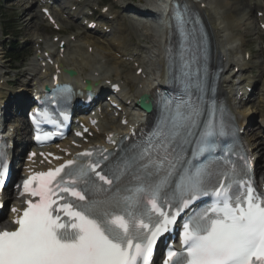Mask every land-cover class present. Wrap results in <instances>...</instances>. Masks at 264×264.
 <instances>
[{
    "label": "snow or ice",
    "instance_id": "obj_1",
    "mask_svg": "<svg viewBox=\"0 0 264 264\" xmlns=\"http://www.w3.org/2000/svg\"><path fill=\"white\" fill-rule=\"evenodd\" d=\"M158 103L156 132L107 172L89 150L24 180L23 194L34 199L25 201L15 230L0 231V264H149L158 238L204 196L213 202L183 224L181 251L169 250L164 264H264V197L245 181L246 171L192 170L184 159L185 144L195 141L196 158L228 135L222 112L217 118L207 109L202 121L190 100ZM162 197L174 211L163 210Z\"/></svg>",
    "mask_w": 264,
    "mask_h": 264
},
{
    "label": "rangeland",
    "instance_id": "obj_2",
    "mask_svg": "<svg viewBox=\"0 0 264 264\" xmlns=\"http://www.w3.org/2000/svg\"><path fill=\"white\" fill-rule=\"evenodd\" d=\"M30 1L32 0H8V1L0 0V77L1 74L8 72L9 80L12 79L16 80L15 83L16 89H11L10 87H7L8 91L6 90L5 92L0 93L1 96H3L4 98H6L8 92H12V91H20L21 93L25 92L23 84L26 81V79H20L19 77L20 75L15 78L12 77L14 73V68L20 69L22 67L20 63H15L14 58L16 56H25V55L29 56L30 57L29 59L34 58L33 48L35 43H37V41L35 40L36 38L44 39L43 45L45 48H48L50 45L52 46L50 41V38H52L51 36L52 33L43 27L44 23L40 21L37 8L34 7L33 4H30ZM94 1H99L101 2V4L108 2L110 6H112L113 4L117 6L118 8L117 15L120 16L122 20L121 23L122 32L120 34L122 38L121 39L122 44L124 45L125 48H128L129 50L140 49V51H144L142 47L144 45L143 42H146V40L145 37L142 35V33L138 31V26L136 23L137 21L131 19L129 17L130 15H128L127 13L125 14L123 10L127 8L128 5H130L133 8L138 6L147 7V5L149 4L147 0H114V1L94 0ZM246 1L247 0H240V1L238 0L236 5L237 8L236 7L234 8L237 14L244 9L245 4H247ZM22 10L23 13H25L23 17L21 16ZM211 11H213L215 13L214 15L216 16L214 17L211 14L212 15L211 17L219 21V17H221V12L217 10V8L211 9ZM63 25H64L62 26L63 29H66L67 31L62 34V37L67 38L68 34L74 32L75 33L80 32L79 34H75L77 40L79 39L81 41L92 40L94 42L95 56L92 59L93 63H91L87 67L88 73H90L91 70L95 68L97 64L94 65V63L97 62V56L100 55L106 59V67L103 68L104 71L101 73L102 75H107L110 73L116 75L118 72H120L122 77H124L125 79L134 80L132 75L133 69L129 64H124V66L122 65L118 66L119 65L118 62L122 61V59L120 58L121 54H118L121 51L120 49L117 48L110 49L111 43L105 45L106 47H104V44L100 42V41L104 42V39L96 35L84 33L83 29L80 28V26L78 25L73 27L66 20L63 21ZM234 29L232 30V33L224 32L223 34V36L225 37V38L223 37V40L226 39V41H229L231 43V46L235 43L234 46L229 48L230 55L232 56L233 59L235 60L238 59L241 61L242 53L247 50L250 53V57L252 58L249 62H245L243 66L239 67V68H246L244 72H242V77H246L247 73L260 74L262 63H264V58L261 59V52L264 51V49H262L264 38H262L261 34H259V31L257 29H256L257 32L256 31L252 32L247 26H244L243 24L235 27ZM7 34L9 35L5 36ZM261 41H262V45H261ZM71 45L72 47H70V49L71 48L75 49L76 47H80V44L78 43H73ZM67 46H70V44H68ZM9 47L15 49V52L17 53L15 56H12L11 53H8ZM70 49L68 51V57H67L68 61H72L71 54L74 51ZM109 49L113 50V52H110ZM222 51L226 52L227 50L222 49ZM29 62L31 63L30 60ZM79 69L83 70V66L80 65ZM25 70H27L28 74H32L35 71V66L34 65L26 66ZM8 78L4 77L1 78V80L4 79V81H7ZM132 82L135 85L136 81H132ZM2 86L5 87L4 85ZM16 99L13 98L14 103H16L15 101ZM250 100L251 101L247 105L242 106L240 110L243 111L244 113L243 116L248 118L250 123L254 125L253 131L249 133L248 138L250 137L249 139L252 143L257 141L258 142L257 145L259 144L258 149L264 151V139L261 138V133H260V130H262L260 127V125H262L261 118L262 116L264 117V96L261 90L260 89L256 90L255 94L251 97ZM12 120L15 122V127L17 131L19 129L24 128V125L22 124V120L20 118L16 116H12Z\"/></svg>",
    "mask_w": 264,
    "mask_h": 264
},
{
    "label": "bare ground",
    "instance_id": "obj_3",
    "mask_svg": "<svg viewBox=\"0 0 264 264\" xmlns=\"http://www.w3.org/2000/svg\"><path fill=\"white\" fill-rule=\"evenodd\" d=\"M186 1L188 3L193 4L195 7L197 5L195 3V1H197V0H194V1L193 0H186ZM199 1H200L199 3H203L205 5L203 10L199 9V11L203 12L205 19H206V21H207V23L211 29V32L213 34V37L215 39L216 48H217V50L221 51V53L223 52L222 49L227 50V46L229 44H231L229 41H223L224 32L232 33V30L235 27L240 26L241 24H243L244 26H247L250 29V31H252V32L255 31L254 22H257V19H256V17H252L250 15L251 10H253L252 6H251L252 4H250V2H248L247 7L245 6L246 8L244 7V9L238 13L239 14V16H238L236 11L234 10V8L237 5L238 0H212V1L211 0L210 1L199 0ZM249 1H251V0H249ZM257 1H259V0H257ZM60 2H62L63 5H70V0H60ZM84 2L88 3L89 0H84ZM147 2H149L150 5L153 7V9L156 11V13H158L157 18L161 24L156 26L155 22L154 23H152V22L146 23V28H143L142 31L147 33L146 35L149 37H152V38H147V40L151 39V41H147L146 48H144V49H147V54H148V58H149L147 60V64L149 66V75L151 77L156 75L158 78H161L163 76L164 66H165L164 44H165V39H166V30L164 29V26H165L164 21H165L166 7H167L168 3H167V0H147ZM22 5H24V4H22ZM257 5H258V3H255L254 7H256ZM214 8H217V10H219L221 12V17H219V21H217L213 17H211L212 15L214 17H216L214 15L215 13L213 11H211V9H214ZM73 14H75V12ZM24 15H25V13H23V10H22L21 16L23 17ZM263 20H264V17H263ZM262 22H264V21H262ZM234 31H235V29H234ZM232 38H234V37H232ZM234 44L232 46H234ZM82 45L84 46L85 42H83ZM88 59H90V57H88ZM142 61H144V59H142ZM134 62H141V61L139 59H135ZM229 66H231L230 65V59L229 60L226 59L224 62V67L228 68ZM235 66H236V64L232 65V67L230 68L231 69V71L229 72L230 74L233 72V69ZM60 67H61V65H59V68ZM135 70H137V68ZM43 77H44V75L41 76V78H43ZM84 77H89V76L85 75ZM76 78L77 77H74L72 79V81ZM133 79L136 80L137 78L133 77ZM140 83L142 85L145 84V83L143 84L141 81H139L138 84H140ZM45 84L49 85L50 83H49V81H46ZM152 85H153L152 82L147 83L144 86L143 90L134 91V93L132 92V94H133L132 96L135 99H137L142 94L147 93ZM126 86L129 87V89H131L130 88L131 87L130 81H128L126 83ZM263 90H264V88H263ZM232 102H233V100H232ZM243 120L245 121V119H243ZM236 122H237V120H236ZM237 123L239 124V126H242V124H243L242 121L237 122ZM98 129L101 130V132H103V133H105V132L107 133V131H109V130L119 129V125H118V123L116 124L114 122V118L106 117L105 120H100L99 125H98ZM257 143H258L257 141L255 143H253V145H254L253 147L257 150L256 152L261 154L260 157L262 159L264 156V152L262 150L258 149L259 144L257 145Z\"/></svg>",
    "mask_w": 264,
    "mask_h": 264
},
{
    "label": "water",
    "instance_id": "obj_4",
    "mask_svg": "<svg viewBox=\"0 0 264 264\" xmlns=\"http://www.w3.org/2000/svg\"><path fill=\"white\" fill-rule=\"evenodd\" d=\"M71 75H73L72 73H70Z\"/></svg>",
    "mask_w": 264,
    "mask_h": 264
}]
</instances>
